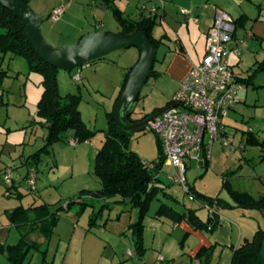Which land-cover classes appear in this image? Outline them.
I'll list each match as a JSON object with an SVG mask.
<instances>
[{
    "label": "rangeland",
    "instance_id": "obj_1",
    "mask_svg": "<svg viewBox=\"0 0 264 264\" xmlns=\"http://www.w3.org/2000/svg\"><path fill=\"white\" fill-rule=\"evenodd\" d=\"M47 1V0H41ZM71 1V0H70ZM126 1V0H124ZM141 4H140V2ZM145 0H132L134 11L139 12L140 6ZM48 2V1H47ZM69 0H66V7ZM120 6L124 5L122 0H116ZM33 5L34 2L30 1ZM62 4V3H61ZM99 0H76L74 6L65 16V21H56L48 18L46 11L36 9L43 17L42 29L45 37L55 46L72 44L90 31L94 26H99L102 31L118 33L121 25L114 18L110 9L100 7ZM168 22H158L153 30L157 32L168 29ZM252 53V52H250ZM140 56L137 46H130L114 50L106 55L71 69L58 70L59 90L61 93L80 92L81 98L79 108L83 118L90 127L96 129L91 139L77 142L65 140L55 142L48 149H41L48 134V127L45 119L37 112L38 101L43 92L42 73L30 70L26 59L23 56L6 54L1 66L7 70L0 82L2 99L0 101V232L1 237L8 235V242H16L20 238V231L16 226L6 225L8 222L6 210L18 204L29 205L32 202H49L51 210L65 205L70 198L85 199L90 201L81 210L79 202L73 203L68 213L79 215V223L88 224L95 229H104L108 238L121 244L123 248V258L132 261L133 264H204L200 258L192 253L193 246H198L200 235L211 233L207 229H195L189 233L187 224H174L167 217L159 218L155 212L161 201H166L175 207L182 209L188 207H199L202 200L198 197L190 198V192H186L181 183L174 180L169 175L176 173V167L165 162L160 170L159 184L164 185L165 190L172 193L178 200L167 197L160 189L152 200L150 209L144 218V243L145 250L140 258L136 252L134 232L131 223L138 219L139 209L127 203L117 201V197L112 198H92L88 195L77 196L82 188L97 189L102 186L101 181L96 176L95 154L101 147L105 138V130L108 127V111L114 109L116 97L121 83L126 73L135 65ZM241 65H244L246 58L242 55ZM157 64V62H156ZM160 64H157L159 66ZM244 67V66H243ZM9 72V73H8ZM243 73H246L244 71ZM80 75V78H77ZM153 77L143 85L140 96L132 103V116H143L151 113L164 105L168 99L164 92L153 87ZM261 80V79H260ZM259 80V81H260ZM171 85L168 86V88ZM245 94L247 96L245 97ZM238 95L241 101L237 102L224 117L227 125V133L235 138L232 145H224L220 140H215L212 145L211 156L207 161L199 159H189L186 172L188 185L211 197H221L224 200L232 201L233 197L229 188L225 186L224 180L229 179V184L233 188L248 190L254 195L264 194V143L253 145L246 144L239 148L243 133L255 126L264 128V106L256 105L253 98L264 99V91L257 88L243 86L239 89ZM244 98H247L243 100ZM255 101V100H254ZM125 111H122L124 116ZM34 118V119H33ZM262 123V125L260 124ZM253 129V128H252ZM264 137V132H263ZM158 134L152 129H133L127 146L131 150L138 152L145 161L152 162L158 157L159 142ZM209 140V138H206ZM40 150V158L37 164L31 165L26 157ZM204 156V154H203ZM12 168L14 182L18 183L21 195L15 193L12 187V194L6 191V185L2 178V170ZM33 169V170H32ZM30 172V176L35 173L36 187L32 189L25 176ZM27 173V174H26ZM262 179V182H261ZM195 186V187H194ZM105 201H110V208H100ZM242 208H231L220 206V211H232ZM250 215L244 219V223L253 222L252 228L243 224L248 236H252L258 226H264V213L257 208H244ZM81 210V211H80ZM96 216L98 224L92 223L91 215ZM60 219L55 226V234L47 237L39 230L29 233V239H36L41 247H31L25 264H52L50 260L53 253L57 251V232L60 229L67 230L68 219L66 212L60 211ZM91 222V223H90ZM106 222V226H101ZM2 229L4 231H2ZM103 231V230H101ZM65 239L61 245L65 244ZM201 244V243H199ZM118 249V250H119ZM213 253L210 264H227L231 255L229 247H222ZM168 251V257L166 256ZM129 251L136 252L133 256ZM61 251L58 252L59 257ZM166 254V255H165ZM166 257L165 261H159V256ZM0 257L2 253H0ZM154 257V259H149ZM47 258V259H46ZM6 261L0 258V264ZM6 264H11L8 260Z\"/></svg>",
    "mask_w": 264,
    "mask_h": 264
},
{
    "label": "trees",
    "instance_id": "obj_2",
    "mask_svg": "<svg viewBox=\"0 0 264 264\" xmlns=\"http://www.w3.org/2000/svg\"><path fill=\"white\" fill-rule=\"evenodd\" d=\"M22 1L30 3L31 0ZM99 3L112 10L121 25L119 33L143 29L147 32L157 51L162 37H156L153 34V29L158 22L155 15L142 13L139 17H133L125 14L115 3V0H99ZM59 5H63L65 11L66 3H62L56 5L51 12ZM51 12L48 18H50ZM245 18L246 16L242 15L240 18L234 19L235 28L241 24V20ZM7 53L12 56H23L30 70L42 73L44 88L38 101L37 112L40 117L45 119L46 124H52V129H48L49 132L47 134L46 143L41 149H48V147L55 142L65 140L71 141V139H74L77 143L91 139L96 129L90 127L82 116V112L79 108L81 93L67 92L63 94L60 92L57 76L60 68L45 60L37 53L28 36L27 28L22 19L0 3V82L7 73V70L1 66L2 60ZM105 57L106 56L101 58ZM260 69H264V58L255 63L252 74L248 76V79L252 78L253 71L255 72ZM156 72L155 66H153L150 77L155 75ZM127 73L120 94L124 88ZM245 78L246 77L240 76V81L245 82ZM120 94L116 98V103ZM1 99L2 92L0 90V101ZM168 104H170V101L167 102L166 106ZM163 108L147 113L139 119L132 116V111L129 115V120L131 122L144 120L161 111ZM115 113L116 105L114 109L108 111L109 124L105 130V138L101 147L97 149L95 154L94 172L101 181L102 186L97 189L82 188L77 196L88 195L92 198L100 199L117 197L118 199L116 200L119 202L137 206L139 209L138 219L130 225L133 227L136 252L142 257L146 248L144 243V218L150 209L152 200L160 189H163L167 197L174 200L178 199L172 193L166 191L164 185L159 184V180L161 179L158 173L166 162L159 134L157 133L159 138L158 157L152 162L145 161L138 152L128 148L127 143L131 131L125 129L117 122ZM245 133L247 134V144L264 143V140L255 135L252 129L246 130ZM41 149L29 154L25 162L28 161L31 165L37 164ZM148 162L151 164H148ZM6 169L7 167L2 170L1 179H3V174ZM10 169L12 170V168ZM29 176L30 172L25 176V179L28 180ZM229 182V179L224 180V184L229 188L234 202H229L221 197L208 196L202 192L193 190V187L190 186V191L193 193L194 198H200L203 203L202 205L199 207L186 206L179 209L166 201H161L155 212V216L159 218L167 217L174 223L187 221L194 229L203 228L214 231L220 223L218 210L220 205L228 206L236 204L241 207L257 208L264 213V194L258 196L247 190L233 188L230 186ZM7 183H11L5 186L7 192L9 190L12 194V187H14L16 189L15 193L18 196L22 194L18 183L14 182V174L12 180ZM29 186L32 189L36 187V178L35 187H32L31 184H29ZM75 202H79L81 204V210H84L86 204L88 205L90 201L70 198L65 205L55 210H51V204L47 201L40 203L32 202L29 205L18 204L11 209H7V220H9L10 225L16 226L19 229L20 238L14 243H0V252H5L12 264H25L31 247H41L40 242L36 239H29V233L33 230H39L47 237H50L55 226L59 222L60 211L69 210L72 207L71 205ZM110 204V201H105L100 205L99 209L105 207L110 208ZM207 206H209L210 211L207 218H203L198 210ZM90 218L92 223L97 222L95 214L94 216L91 215ZM187 233L188 232H186L185 235ZM231 247L232 254L229 264H264V226H259L251 237H245L239 244H232ZM214 251L215 243L202 245L197 250L195 256L200 258L204 264H210Z\"/></svg>",
    "mask_w": 264,
    "mask_h": 264
},
{
    "label": "crops",
    "instance_id": "obj_3",
    "mask_svg": "<svg viewBox=\"0 0 264 264\" xmlns=\"http://www.w3.org/2000/svg\"><path fill=\"white\" fill-rule=\"evenodd\" d=\"M31 1L34 2L33 5L36 9L46 11L45 13H48L47 15H49L56 5L64 3L66 0H47L48 2L41 0ZM122 1L124 2L123 6L118 5L116 0L115 3L125 14L133 17H139L142 13L148 15L152 14L157 17L158 22H163V20L168 22V29H165L164 31L159 30L158 33L153 32L156 37H162V40L157 48L156 60L154 63L157 72L152 76L154 78V89L156 88L158 91L164 92L166 98L168 97L169 99L167 102L171 100L175 91L180 86L182 79L187 75L192 66L203 59L206 53L207 35L218 10L230 13L234 19L240 18L242 15L246 16L245 19H240L242 23L236 27L235 34L232 40L229 41L228 46L230 51L227 53V58L234 71L239 76L246 77L245 82H242L244 87L250 86L254 90L259 88L264 91V69L256 70L255 72L253 71L252 78L248 79V76L252 74L255 63L264 58V0H145L144 2L146 3H143L141 6L139 4L137 5L139 12L138 10L134 11L136 6L133 8V6L130 5L132 0ZM75 3L76 0H69V7H66L65 11L58 19H56V21H65V14L71 10ZM98 5L110 9L101 3ZM183 8L188 9V12H183ZM112 14L119 23L113 12ZM92 27L94 29L96 25ZM90 29L92 30V28ZM242 41H245V43L242 44ZM236 47H240L239 54L232 50ZM242 55L246 58L244 65L240 64L242 61ZM156 62L160 65L157 66ZM244 71H246V73H243ZM124 79L119 88L118 95L122 89L125 81ZM169 85L171 86L168 88ZM243 86L240 89H242ZM246 96L247 94H245V97ZM245 99L247 98H244L243 100ZM257 99L258 98H253L254 104L264 106V99ZM239 101H241L240 97L238 102ZM167 102L159 108L165 107ZM141 117L134 116L136 119ZM260 124L262 125V123ZM256 127L258 128L257 132L255 126L251 127V129L253 128L252 130L254 134L264 140L263 126ZM243 137L244 138L239 142V148H243L247 144V134L243 133ZM76 144L77 143L74 145ZM232 147L236 148L234 143ZM229 202L234 201L232 200ZM220 206L218 207L220 215V223L218 224V227L214 231L210 230L211 233H203L200 235L201 240L199 243L201 244L198 243V246H200L196 247L195 245L191 249L192 253L195 252L194 255H196L197 250L202 245H210L212 243H215V251L217 249L220 250L219 247H222L224 252L225 247H229V255H231L232 244H239L245 237H249V234H247L248 229H245L243 225H249L250 228L253 226V222L244 223V219H246L247 216H250L244 209L247 207H241L236 204L223 206L242 208L234 210L236 213H233L232 211L221 212ZM69 210H66L65 212L70 228L67 227V230L60 229L59 232H57L60 239L58 240L57 251L53 253V258L50 260V262L52 261V264H133L132 261L123 258V248L119 249L121 244L108 238L109 235H106V232L104 233V229H95L90 226L89 223L80 225L79 215H71L68 213ZM209 211V206L198 210L203 218H207ZM183 222H186L188 227L186 232L189 233L191 230H195L187 221L173 223L178 225ZM105 223L106 222H104V224L102 223L101 226L105 227ZM241 223L243 224L241 225ZM5 224L10 225L8 222ZM96 224H98V222H96ZM2 231L4 230L2 229ZM54 232L55 230L53 231L52 236L55 234ZM1 233L2 232H0V243H8V235H6L5 238H2ZM65 237H67V240L65 239V244L62 246L61 243ZM59 251H61V254L58 257L57 254ZM165 252L167 253V255H165L168 257V251L165 250ZM0 253H2L3 256L0 258L6 260L3 261V264H6L9 258H7L5 252ZM135 253L136 252L134 251H129L131 256ZM149 259L153 260L154 257ZM165 260L166 257L164 256L163 261ZM9 262L12 264L10 260ZM145 263L143 262V264ZM229 263L230 258L227 264Z\"/></svg>",
    "mask_w": 264,
    "mask_h": 264
},
{
    "label": "built area",
    "instance_id": "obj_4",
    "mask_svg": "<svg viewBox=\"0 0 264 264\" xmlns=\"http://www.w3.org/2000/svg\"><path fill=\"white\" fill-rule=\"evenodd\" d=\"M63 11V5L57 6L51 12L50 19H58ZM182 11L187 13L188 9L183 8ZM235 29L230 13L218 10L207 35L203 59L194 64L182 79L170 104L145 124L146 128L159 134L166 161L176 167V173L170 177L179 181L186 192L191 193L186 179L188 158L209 160L215 140H220L224 145L234 143V137L226 131L224 117L238 102V90L243 86L240 76L227 59L230 51L228 44ZM232 50L240 53V47ZM71 142L75 144L76 140L71 139ZM35 177L34 173L27 180L32 187H35ZM12 178L13 172L7 168L3 180L9 182ZM190 198H194L193 193ZM163 259L162 255L158 258L160 262Z\"/></svg>",
    "mask_w": 264,
    "mask_h": 264
},
{
    "label": "water",
    "instance_id": "obj_5",
    "mask_svg": "<svg viewBox=\"0 0 264 264\" xmlns=\"http://www.w3.org/2000/svg\"><path fill=\"white\" fill-rule=\"evenodd\" d=\"M0 3L22 19L37 53L60 69L71 70L78 65L104 57L114 50L137 46L140 56L127 73L124 88L116 103V120L125 129L132 131L146 128V122L158 114L144 120H129L132 103L138 99L143 85L148 81L156 59L155 46L145 30L114 33L102 31L96 26L75 43L55 46L43 34L44 17L30 3L22 0H0ZM122 111H125L124 116ZM47 127L51 130L52 124L48 123Z\"/></svg>",
    "mask_w": 264,
    "mask_h": 264
},
{
    "label": "clouds",
    "instance_id": "obj_6",
    "mask_svg": "<svg viewBox=\"0 0 264 264\" xmlns=\"http://www.w3.org/2000/svg\"><path fill=\"white\" fill-rule=\"evenodd\" d=\"M158 113V112H157Z\"/></svg>",
    "mask_w": 264,
    "mask_h": 264
}]
</instances>
